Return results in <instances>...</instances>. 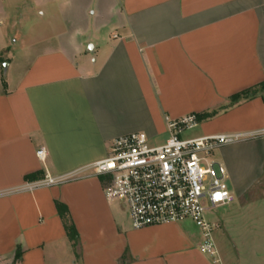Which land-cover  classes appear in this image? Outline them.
Returning <instances> with one entry per match:
<instances>
[{"label": "crops", "instance_id": "0c3cea01", "mask_svg": "<svg viewBox=\"0 0 264 264\" xmlns=\"http://www.w3.org/2000/svg\"><path fill=\"white\" fill-rule=\"evenodd\" d=\"M262 83L264 0H0V264H264ZM202 113L223 123L197 137L261 132L225 148L216 257L191 220L135 230L93 172L19 190Z\"/></svg>", "mask_w": 264, "mask_h": 264}, {"label": "built area", "instance_id": "2783aa9c", "mask_svg": "<svg viewBox=\"0 0 264 264\" xmlns=\"http://www.w3.org/2000/svg\"><path fill=\"white\" fill-rule=\"evenodd\" d=\"M198 125L195 114L168 120L170 136L154 144L146 132H133L115 138L110 154L83 168L64 175L46 174L28 181L20 191L63 184L87 172L100 176L108 200L123 202L132 227L193 221L202 231L200 251L216 257L218 248L209 211L235 200L227 184V168L213 158L221 146L234 144L261 132L213 134L182 138L185 130ZM39 150V157L44 155Z\"/></svg>", "mask_w": 264, "mask_h": 264}, {"label": "rangeland", "instance_id": "374dc122", "mask_svg": "<svg viewBox=\"0 0 264 264\" xmlns=\"http://www.w3.org/2000/svg\"><path fill=\"white\" fill-rule=\"evenodd\" d=\"M7 62H5L4 64H6ZM222 119H211V120H208V122L206 124H198V126L192 128V129H188V130H185L183 134H181V137L182 138H193V137H197V136H200V135H203L205 134L206 132L208 131H218V129L222 126ZM169 135V132L168 133H164V134H160V136H157L155 139L152 140V143L154 144H159L162 142V140H164V138H166L167 136ZM235 144V143H234ZM232 144H227V145H223L221 147H219L213 154V158L215 160H218L220 162H225L224 160L226 159L225 157V148H227L228 146H230ZM227 184H228V187L229 189L232 191L233 188H234V182H233V179L228 177L227 179ZM236 202H234L230 207L229 209L227 210H233V211H236L237 210V205L235 204ZM219 211V213L225 211V209H213L211 211L208 212L207 214V218L209 220H211V218L214 217V215H216V213ZM199 228V227H198ZM200 229V228H199Z\"/></svg>", "mask_w": 264, "mask_h": 264}, {"label": "trees", "instance_id": "16d2710c", "mask_svg": "<svg viewBox=\"0 0 264 264\" xmlns=\"http://www.w3.org/2000/svg\"><path fill=\"white\" fill-rule=\"evenodd\" d=\"M260 87H261L262 89H264V83L260 84ZM250 92H251V89H249V90H244L243 92H241V95H244V96L248 97L249 94H250ZM239 95H240V94H235V95L232 97V100H233V101L237 100V99L239 98ZM210 115H211V114L202 113V114H197V117H198V120H202V119H204V118H206V117H208V116H210ZM39 175H41V174H40V173L32 174V175L29 176V178H32V179H33V178H37V177H39ZM59 209L61 210L62 213H64V210H65L64 205L59 204ZM69 230L71 231V233H75V229H74L73 226H69Z\"/></svg>", "mask_w": 264, "mask_h": 264}]
</instances>
